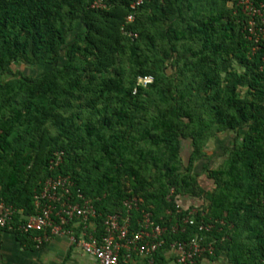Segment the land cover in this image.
Wrapping results in <instances>:
<instances>
[{"label": "trees", "instance_id": "16d2710c", "mask_svg": "<svg viewBox=\"0 0 264 264\" xmlns=\"http://www.w3.org/2000/svg\"><path fill=\"white\" fill-rule=\"evenodd\" d=\"M93 1L0 0V199L14 221L61 175L93 203L98 236L132 198V233L143 212L165 228L143 264H168L196 235L214 245L197 264H264V40L248 39L236 0ZM225 135L210 167L205 147ZM136 254L122 248L119 264Z\"/></svg>", "mask_w": 264, "mask_h": 264}, {"label": "built area", "instance_id": "2783aa9c", "mask_svg": "<svg viewBox=\"0 0 264 264\" xmlns=\"http://www.w3.org/2000/svg\"><path fill=\"white\" fill-rule=\"evenodd\" d=\"M236 1L249 17L245 25L248 39L256 43L264 40V2L256 5L253 0ZM142 2L143 0L134 2L131 5L132 9H136ZM105 5V0H94L91 6L98 8ZM134 17V13H130L128 21L132 22ZM258 48V45L254 47V49ZM151 81V76L139 78V82L144 85ZM62 160L63 152L56 151L51 160V169L56 168ZM72 185V181L66 176L48 178L43 190L36 196L37 213L25 216V219L19 223L14 221L18 211L0 199V228L29 234L37 244L44 243L53 235H67L99 264H119L122 248L134 250L139 255L147 257L162 246L165 228L155 224L149 212H143L141 229L131 232L130 211L138 208L137 198L124 202L127 208L125 216L120 212L108 215L104 222L105 230L98 236L93 223V219L97 216L96 208L91 200L86 199L81 193L74 197L71 193ZM183 222L194 224L195 220L187 217ZM74 224L82 225L79 234L75 232ZM213 227L214 225L210 223L199 224L200 231H210ZM176 228L175 226L174 229L177 230ZM203 239L204 237L196 235L189 241L173 242L170 247L175 254V264H197L198 258L203 254H212L213 243L204 244Z\"/></svg>", "mask_w": 264, "mask_h": 264}, {"label": "crops", "instance_id": "0c3cea01", "mask_svg": "<svg viewBox=\"0 0 264 264\" xmlns=\"http://www.w3.org/2000/svg\"><path fill=\"white\" fill-rule=\"evenodd\" d=\"M73 227L76 230L77 224ZM144 261L143 256L136 254L132 264H143ZM0 264H99V262L67 235H53L44 243L37 244L33 239L32 243L22 240L16 230L0 228ZM168 264H175V258L171 257ZM199 264L229 263L223 255L217 260L202 258Z\"/></svg>", "mask_w": 264, "mask_h": 264}, {"label": "rangeland", "instance_id": "374dc122", "mask_svg": "<svg viewBox=\"0 0 264 264\" xmlns=\"http://www.w3.org/2000/svg\"><path fill=\"white\" fill-rule=\"evenodd\" d=\"M24 71L29 74L32 73V69L24 68ZM229 137H233V135H230V136L225 135V136H221L219 139L211 140L205 147L206 154L208 157H210L208 160H205V163L210 165V167L212 166L217 167L223 163L225 156L220 155V150L229 146V143H228ZM187 158H188V152L185 150L184 151V161L187 162ZM198 166H200L199 168L200 169L202 168V171H203L202 163L198 164L197 167ZM201 178L202 180H206L204 176H202Z\"/></svg>", "mask_w": 264, "mask_h": 264}]
</instances>
